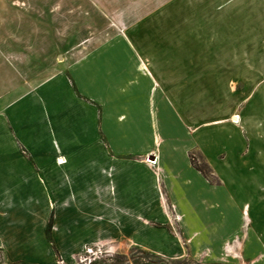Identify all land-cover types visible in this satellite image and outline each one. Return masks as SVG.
Listing matches in <instances>:
<instances>
[{"label":"crops","instance_id":"1","mask_svg":"<svg viewBox=\"0 0 264 264\" xmlns=\"http://www.w3.org/2000/svg\"><path fill=\"white\" fill-rule=\"evenodd\" d=\"M7 48L0 44V247L28 243V224L18 225L28 199L50 210L32 174L40 162L62 180L54 198L69 196L59 189L71 165L73 195L85 211L103 213L145 247L159 240L146 241L145 231H158L160 243L173 246L159 252L171 259L206 262L207 254L226 262L233 256L224 250L236 244L251 247L250 261L264 257V73L227 74L226 91L217 81L210 104L187 110L184 93H163L157 72L144 70L143 52L126 32L81 46L76 57L61 53V62L40 70L28 64L20 81L5 72L12 69ZM245 65L264 69L263 62ZM190 156L209 167L212 182Z\"/></svg>","mask_w":264,"mask_h":264},{"label":"rangeland","instance_id":"2","mask_svg":"<svg viewBox=\"0 0 264 264\" xmlns=\"http://www.w3.org/2000/svg\"><path fill=\"white\" fill-rule=\"evenodd\" d=\"M115 32H126L140 48L147 64L144 70L157 72L163 93L170 89L177 91V97L184 93L187 110L200 100L210 104L213 83L217 81L225 83L227 87L222 92L226 91L230 81L227 74L234 72L233 77H244L253 73L254 79H260L264 73L258 65H245L264 63V0H0V44L8 46L10 54L4 56L12 59L6 60L12 69L5 72L17 74L16 81L22 79L28 64L34 70L46 68L48 63L57 64L62 61L59 54L76 57L78 54L73 53L81 46ZM169 82L174 84L170 86ZM8 99L5 95L3 101ZM54 144V151L60 153L59 145L56 141ZM194 159L203 168L204 162L197 156ZM32 167L33 177L41 184L38 189L41 186L48 197L50 210L40 205L39 198L31 200V204L28 199V215H18V225L28 224V243L17 245L11 241L1 246L0 264H11L22 257L34 264H134L141 259L139 250L169 258L159 251L168 252L173 246L160 243L158 231H145L146 241L159 238L154 247H145L124 235L125 231L112 228L114 220L106 219L103 213L85 211L87 205H79V198L73 195L71 165L66 167L68 175L60 177L68 183L59 193L68 189L69 195L61 199L53 196L62 186L61 179L55 180L57 170H48L40 162H34ZM208 179L212 182L211 174ZM100 185L95 192L98 206L104 200ZM58 200L63 208L56 205ZM50 216L52 242L45 236ZM23 230L17 229V235ZM234 247L233 252L224 250L225 255L233 256L230 261L213 263L206 254L208 261L201 262L264 264V257L250 261L251 247Z\"/></svg>","mask_w":264,"mask_h":264},{"label":"trees","instance_id":"3","mask_svg":"<svg viewBox=\"0 0 264 264\" xmlns=\"http://www.w3.org/2000/svg\"><path fill=\"white\" fill-rule=\"evenodd\" d=\"M192 165L202 173L206 178H209V175L211 174L210 169L206 164L203 165V168L199 166L196 162L193 156H190ZM206 168V170H205ZM51 227H52V216H50L46 227H45V236L48 239V241L52 242V235H51ZM141 255V259L136 261L134 264H202L201 262L196 261H189L186 258H179V259H171V258H165L160 255H157L155 253H151L145 250H139ZM11 264H34L30 263L24 260H18L16 262H13Z\"/></svg>","mask_w":264,"mask_h":264},{"label":"built area","instance_id":"4","mask_svg":"<svg viewBox=\"0 0 264 264\" xmlns=\"http://www.w3.org/2000/svg\"><path fill=\"white\" fill-rule=\"evenodd\" d=\"M149 159H150V158H147V160H149ZM57 161H58V159H57ZM64 161H65V159H64ZM147 162H148V161H147ZM148 163L154 165V164L156 163V162H155V158L150 159V161H149Z\"/></svg>","mask_w":264,"mask_h":264},{"label":"bare ground","instance_id":"5","mask_svg":"<svg viewBox=\"0 0 264 264\" xmlns=\"http://www.w3.org/2000/svg\"><path fill=\"white\" fill-rule=\"evenodd\" d=\"M59 162H62V159L61 158H59Z\"/></svg>","mask_w":264,"mask_h":264}]
</instances>
